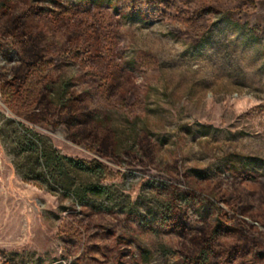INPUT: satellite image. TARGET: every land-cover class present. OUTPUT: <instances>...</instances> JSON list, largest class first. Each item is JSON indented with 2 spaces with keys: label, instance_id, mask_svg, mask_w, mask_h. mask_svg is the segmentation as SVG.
<instances>
[{
  "label": "rangeland",
  "instance_id": "rangeland-1",
  "mask_svg": "<svg viewBox=\"0 0 264 264\" xmlns=\"http://www.w3.org/2000/svg\"><path fill=\"white\" fill-rule=\"evenodd\" d=\"M0 264H264V0H0Z\"/></svg>",
  "mask_w": 264,
  "mask_h": 264
},
{
  "label": "trees",
  "instance_id": "trees-1",
  "mask_svg": "<svg viewBox=\"0 0 264 264\" xmlns=\"http://www.w3.org/2000/svg\"><path fill=\"white\" fill-rule=\"evenodd\" d=\"M21 78H12L9 80L10 86H18ZM7 87H9L7 85ZM30 161L32 173L45 184L56 182L62 190L72 191L74 195L82 200V196L90 193L95 197L107 198L109 196L108 188L99 183H84L82 178L105 176V169L100 163H86L77 159H71L59 155L57 152L49 151L44 143L37 136H32L30 145ZM58 174V175H57ZM39 178V179H40ZM58 178V180H56ZM82 179V180H81ZM82 181L81 183H77Z\"/></svg>",
  "mask_w": 264,
  "mask_h": 264
}]
</instances>
